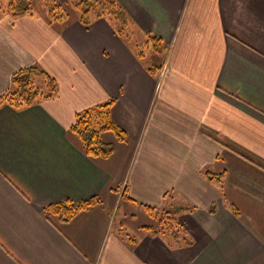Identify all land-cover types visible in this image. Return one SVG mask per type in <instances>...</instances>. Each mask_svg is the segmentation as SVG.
Listing matches in <instances>:
<instances>
[{
    "label": "crops",
    "instance_id": "crops-1",
    "mask_svg": "<svg viewBox=\"0 0 264 264\" xmlns=\"http://www.w3.org/2000/svg\"><path fill=\"white\" fill-rule=\"evenodd\" d=\"M117 1L129 37L104 18L0 16V95L23 67L56 82L0 103V264H264V0ZM110 99L127 140L104 133L114 152L92 158L70 126ZM94 196L69 222L44 215ZM144 205L173 212V236Z\"/></svg>",
    "mask_w": 264,
    "mask_h": 264
},
{
    "label": "trees",
    "instance_id": "trees-1",
    "mask_svg": "<svg viewBox=\"0 0 264 264\" xmlns=\"http://www.w3.org/2000/svg\"><path fill=\"white\" fill-rule=\"evenodd\" d=\"M45 7V18L48 23L66 19L69 9L77 10L78 19L84 25L90 24L95 18H104L110 22L117 33L129 37L132 31L131 20L125 9L117 0H70L71 8L57 0H42ZM38 0H0V16L7 14L11 17L33 13ZM152 48L163 53L165 47L160 38L148 35L140 48ZM142 53V49L140 51ZM159 69V68H158ZM153 72L152 69H149ZM56 92L54 78L40 66H28L13 72L9 88L0 95V103H6L14 108L28 106L42 99L53 96ZM113 99L96 104L75 114L70 131L78 138L83 152L92 158H107L114 152V145L102 140L104 133H111L117 141L125 142V132L113 121L110 115ZM220 175V174H219ZM208 177H212L208 175ZM215 177V176H214ZM216 177H218L216 175ZM121 196L130 198L124 192ZM99 201L97 196L86 200L71 201L64 199L48 205L43 212L52 222H69L79 212L86 210ZM147 213L158 220L159 231L170 233L172 236L180 225L170 213L157 210L155 207L144 205ZM237 213V208L233 207Z\"/></svg>",
    "mask_w": 264,
    "mask_h": 264
},
{
    "label": "rangeland",
    "instance_id": "rangeland-1",
    "mask_svg": "<svg viewBox=\"0 0 264 264\" xmlns=\"http://www.w3.org/2000/svg\"><path fill=\"white\" fill-rule=\"evenodd\" d=\"M57 1H59V0H57ZM70 0H67L66 2H60V3H64L65 5H67L68 7H70L71 8V6H70V4H68V3H70L69 2ZM42 4H44L43 3V1L42 0H38V2H37V4L34 6V8H33V11L32 12H34V13H37V14H44L45 13V7H43L42 6ZM69 16H68V18H70L72 15H78V12H77V10H74L73 8L72 9H69ZM67 19V18H66ZM151 55H155V53H153V51H151V50H146L145 51V56L147 57V58H149ZM161 67H162V65L159 67V70L161 69ZM107 135V134H106ZM106 135H102V138L106 141V142H110L112 139H113V137H112V135L111 134H109V136L110 137H108L107 138V136ZM221 175H222V173H220V177H221ZM220 179V178H219ZM125 191L123 190V191H121L120 193H121V195L124 193ZM124 203V197L122 196V200H115L114 201V205H113V208H112V211H113V214H115V212L118 210V215H120L121 213H122V211H123V209H122V204ZM161 211V210H160ZM168 213H170V214H172L173 215V212H168ZM174 216V215H173ZM156 220V219H155ZM141 220H138V222H140ZM126 224H129V223H126ZM155 226L156 227H160V225H159V223H158V220H156V222H155Z\"/></svg>",
    "mask_w": 264,
    "mask_h": 264
}]
</instances>
